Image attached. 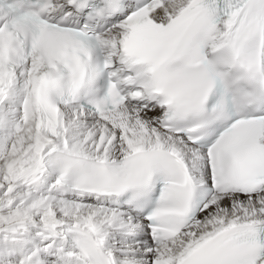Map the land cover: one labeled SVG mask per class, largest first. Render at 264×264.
Segmentation results:
<instances>
[{"label":"snow or ice","instance_id":"obj_1","mask_svg":"<svg viewBox=\"0 0 264 264\" xmlns=\"http://www.w3.org/2000/svg\"><path fill=\"white\" fill-rule=\"evenodd\" d=\"M0 264H264V0H0Z\"/></svg>","mask_w":264,"mask_h":264}]
</instances>
